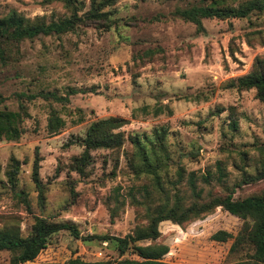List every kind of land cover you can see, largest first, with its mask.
<instances>
[{
	"label": "rangeland",
	"instance_id": "374dc122",
	"mask_svg": "<svg viewBox=\"0 0 264 264\" xmlns=\"http://www.w3.org/2000/svg\"><path fill=\"white\" fill-rule=\"evenodd\" d=\"M78 1L83 15L90 0ZM246 1L116 0L107 21L24 39L0 62V109L22 105L28 113L21 137L0 141V229L17 226L26 236L40 216L70 221L79 232L77 238L68 230L52 233L34 262L118 259L116 240L102 237L145 228L176 196L188 205L190 175L202 200L229 191L234 198L264 193V178L244 179L256 175L263 158L264 102L254 88L236 83L257 58L264 61V11L202 18L201 28L180 14ZM12 10L46 21L71 14L60 1L0 0V15ZM51 110L65 122L54 134L46 127ZM108 117L124 119L114 130L123 142L91 150L79 175L71 163L87 128ZM36 156L42 195L32 180ZM11 157L19 161L14 187L5 176ZM241 224L218 206L182 224L162 220L155 239L137 243L166 245L162 260L174 264H231L252 250L230 252L231 239L217 242L211 235L219 229L236 234ZM10 256L0 251V262ZM123 257L136 255L127 250Z\"/></svg>",
	"mask_w": 264,
	"mask_h": 264
},
{
	"label": "trees",
	"instance_id": "16d2710c",
	"mask_svg": "<svg viewBox=\"0 0 264 264\" xmlns=\"http://www.w3.org/2000/svg\"><path fill=\"white\" fill-rule=\"evenodd\" d=\"M60 1L70 11V16H65L57 20L46 21L43 18H26L16 11L0 15V62L6 63L13 47H17L19 42L24 39H32L43 35H60L62 33L74 30L78 23H101L108 20L110 14L108 8L116 0H90L89 9L79 15L83 3L78 0H46ZM264 11V0H248L237 7L219 6V5H199L192 6L181 11V16L193 22L197 28L202 27V18H229L246 17L251 12ZM237 87L243 89L254 88L256 96L264 102V61L257 58L253 69L236 79ZM24 106L20 105L19 110L0 109V141H14L21 137L24 132L22 122L27 116ZM125 123L124 119L119 117H108L92 122L82 140L83 150L80 155L73 157L71 168L79 175H84L86 167L90 164V151L98 148H113L122 144V134L114 131ZM64 120L59 117L55 110L50 111L47 121V130L54 134L63 128ZM233 128L235 125H233ZM160 141V138H158ZM133 143L138 145L137 140ZM161 144V142H160ZM141 150V148H140ZM139 150V151H140ZM263 158L260 169L256 175H250L244 178L246 181L259 180L264 178V146L261 148ZM161 152H165L164 147ZM143 154V151H142ZM166 155V154H165ZM144 165L150 168L152 165L143 157ZM39 158L36 156L32 166V180L39 188L42 195V186L39 180ZM19 171V161L11 157L5 176L7 183L14 187L17 183ZM189 186L194 199L186 206L183 199L176 196L175 201L170 206L168 204L160 207L155 215L150 217L149 223L145 228H137L133 233L124 237H102V239L113 238L117 242V249L121 255L116 260H93L87 261L79 257H71L63 262H34L38 253L46 247L48 237L57 231L68 230L76 238L79 232L76 225L70 221H51L45 217L35 216L31 226V231L26 236H22L19 227L3 226L0 229V251H9L11 256L8 261L0 264H174L162 260V256L168 252V247L164 244L140 245L137 242L143 239H155L159 235L157 225L162 220H170L177 224H182L204 213L210 212L215 207H221L231 215L238 217L241 221V227L232 234L223 229L215 231L211 239L217 242H225L231 239L229 247L230 252L250 249L245 259L231 264H264V193L252 194L244 198H234L232 191L224 195L210 196L207 200H202V191L197 190L194 180L190 175L188 177ZM73 192V191H72ZM94 236H88L84 239H92ZM131 250L136 258L123 257V254Z\"/></svg>",
	"mask_w": 264,
	"mask_h": 264
}]
</instances>
